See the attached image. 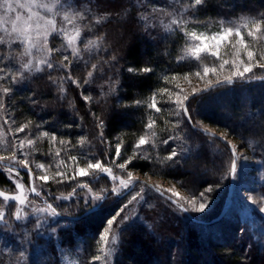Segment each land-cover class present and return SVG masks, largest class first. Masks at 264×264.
<instances>
[{
  "label": "trees",
  "instance_id": "16d2710c",
  "mask_svg": "<svg viewBox=\"0 0 264 264\" xmlns=\"http://www.w3.org/2000/svg\"><path fill=\"white\" fill-rule=\"evenodd\" d=\"M125 1L95 0L93 3L97 11L111 14L106 22L94 26V34L103 35L104 40L99 51L93 50L90 55L85 54L87 67L81 61L73 68V76L79 78L82 83L91 64H98L94 82L84 89L85 95L91 94L93 98L91 103H85L81 98V89L70 82L65 84L66 94L61 98L59 78L62 73L51 71V76L57 81L53 84L49 80V70H46L14 85L15 91L9 101V111L14 116L16 125L31 120L33 121L31 127L46 121L41 131L54 132L77 145L70 150L71 154L81 151L79 138L85 136L88 143L85 144L83 151L88 152L90 157L100 158L102 161L106 153L109 157H115V145L122 142V156L117 163L126 160L128 154L132 156L134 145L138 137L145 132V124L148 123L150 115L157 120L155 130L159 137L166 139L172 134L166 130L170 129L172 124H166L165 121L175 123L180 118L170 115L168 111L154 113V110L147 108V103L150 102L153 92L160 87L175 90L179 78L184 73L192 71L197 62L188 59L178 64L177 58L183 54L182 49L186 43L183 34L178 31L171 34L158 31V35L151 37L154 32H147L144 23L138 19V12L141 9L139 10L133 2ZM127 2L130 5H126ZM260 13H264V0H207L206 5L196 13L195 19L201 24L217 25L222 20L229 21ZM60 43L57 38L53 45L58 46ZM113 56L116 57L115 60H112ZM59 60V55H56L55 61ZM105 60L108 63H104ZM129 67L136 69L151 67L154 71L133 74L128 72ZM165 72L169 73L170 79L172 73L180 75L170 84H166L162 79ZM254 72L258 75L264 74V70L260 68H256ZM113 87L116 89L114 92L111 90ZM163 99H166V96ZM33 100L36 103H33ZM137 100L143 103L138 106L135 103ZM157 100H162L158 92ZM158 106L164 109L173 107L163 103ZM191 113L193 121L200 122L197 127L213 125L226 130L237 139H245L247 147L264 166V80L236 81L232 85L210 89L192 101ZM96 117L105 122L104 138L108 143H102L99 138L100 129L96 126L98 123ZM69 124L74 126L66 128L65 126ZM181 128V135L186 136L187 140L183 144L180 141L174 142L173 146L181 153L176 158L179 160L178 164L162 166L157 161V153L163 158L171 151L170 147L160 144L157 149H150L149 154L153 158L151 162L133 160L131 165L142 172L173 180L192 195L204 193L207 188L213 189L226 184V198L230 177L225 180L224 174H228L231 166V153L227 145L216 138L214 142H210L207 135L192 129L190 125L184 124ZM10 139L11 136H8L6 143L0 145V154L10 155L11 146L7 142ZM209 143L217 148L218 155H215L214 159H222V163L213 169L214 177L212 175L200 177L198 166L192 167V172L188 167L196 161L201 163L199 166L212 164L209 162L211 158ZM36 144L39 151L36 152L35 161L45 163L49 172L54 173L59 158L47 154L49 149L47 138ZM57 147L61 146L57 144ZM62 158L68 163L63 153ZM85 162L81 160V166ZM61 170L69 171L63 166ZM21 173L27 175L24 171ZM215 174L219 176L215 177ZM77 179L85 182L89 180L88 177ZM110 181L102 174L98 180L90 183L94 189L107 190L104 193L102 207L76 219L70 217L81 215L87 209L63 214L57 210L60 214L56 216L54 226L57 228L55 234L60 248L73 247L80 239H83L82 244L85 241L89 246V243L92 245L94 240L98 239L99 233L106 227L107 219L123 205L130 193L123 196H120L122 192L119 195L113 194ZM136 182L149 187L139 180ZM75 183L76 181H69L57 184L51 181L48 186L52 192L66 194ZM10 185L11 182L3 168H0V187ZM259 187L264 195V178ZM33 197L40 204H44L39 197L34 195ZM151 197L147 201L148 205L141 203L137 207L135 213L138 216L133 215L134 210L128 205L122 215H127L129 219L113 228L112 231L116 232L118 239L117 244L113 245L115 253L111 264H264V236L253 231L248 222L238 220L227 223L217 220L204 223L198 219L195 221L156 191L151 190ZM222 198L217 206L222 203ZM47 202L51 203L48 199ZM59 224L64 225L58 227ZM227 226L231 228L222 233L220 228ZM49 246L55 256L58 250H55L53 243ZM98 247L96 242L95 249ZM12 249L8 248L1 255L2 264L17 263L16 250ZM91 256L89 253L84 256V264H89Z\"/></svg>",
  "mask_w": 264,
  "mask_h": 264
},
{
  "label": "snow or ice",
  "instance_id": "6c2138e0",
  "mask_svg": "<svg viewBox=\"0 0 264 264\" xmlns=\"http://www.w3.org/2000/svg\"><path fill=\"white\" fill-rule=\"evenodd\" d=\"M179 7L173 11H168L166 8L153 4V13H160L168 17L167 22L160 20L164 31L168 34L173 32H180L185 37L186 43L182 49V55L177 58V63H181L188 59H194L201 63L204 76L209 73H215L216 67L209 66L203 63L204 55L215 57L217 60L221 56V47L230 46L233 59H224L220 64V69H225L226 66L231 65V74L224 77L222 80L217 79L215 85L211 82L203 89H193L191 95H182V89L178 92L169 87H160L156 92H153L150 97V102L147 103V108L154 110V113H161L168 111L170 115L178 117L175 123L165 121L166 124L171 123L170 129H166L172 133L163 139L158 136L157 120L152 115L148 118V123L145 124V132L138 137L137 143L134 145L133 154L123 163H117V160L122 156V142L115 145V157H109L105 154L104 160L100 158L90 157L88 152L83 151L86 143H88L85 136L79 138V148L81 151L76 154H71L70 150L77 147L73 145L70 139L59 137L54 132L47 130L39 131L38 135L30 138V125L33 121L29 120L27 123L16 126V120L9 111V101L15 91L14 85L20 84L29 76H35L38 73H44L49 70V80L53 84L57 81L51 76V71L61 72L59 78V91L61 98L66 94L65 84L70 82L77 88L81 89V98L85 103L90 104L92 101L91 94H84L86 86H90L95 80V73L99 66L97 63L91 64L90 70L81 83L80 79L73 76V68L83 61L87 67V60L85 53L89 55L95 51H99L103 43V35H95L96 25H101L106 22L111 15L110 13H101L99 15H91V8H74L68 0H0V145L6 143V138L11 136V140L7 141L10 144V155L0 154V168H3L8 174V178L15 184V191L6 193L0 190V197L3 198V204H0V222L8 223L6 209L9 202H15V211L12 213V218L21 221L29 215V209L32 214H47L49 217L58 216L57 208L53 203L47 202L44 195L46 189L41 185L38 186L36 181L43 182L47 185L51 180L57 184H63L69 181H76L71 191L67 194L61 193L60 196L55 197L56 200H69L78 196L79 190L84 189L87 192L85 196V205L92 203V210L102 207V202L105 199L104 193L106 189L100 192H94L90 187V183L98 180L101 175H106L113 181L112 193L119 195L123 190H128L136 185L131 171H127V166L133 160H146L151 162L152 156L149 154L150 149H157L160 144L170 147L171 151L168 155L161 158L157 153V161L162 165H175L179 163L176 159L181 153L177 151V147L173 146L174 142L180 141L181 144L187 140L186 136L181 135V126L184 124L191 125L192 129L204 132L210 139V142L215 141V134L206 129L197 127L199 121H193L191 113V103L203 93H207L210 89L223 86L232 85L237 80L247 81L251 79L264 80V74L258 75L254 72L255 68L264 70V47H259V42L264 41V13L256 16L240 17L238 21L225 22L220 21L221 28L219 31L207 33L197 32L195 29L188 30L189 18L195 19L196 13L201 7H204L207 0H175ZM153 13L148 15H140L138 19L145 24L146 27H155L150 24ZM87 21V23H85ZM92 33V35H86ZM245 33L250 40L245 39ZM59 38L61 41L58 47L53 45L55 39ZM258 49V50H254ZM60 56L59 62L55 61L56 55ZM246 58V59H245ZM116 57L113 56L112 60ZM104 63H108L107 60ZM242 69V70H241ZM129 73L133 74H147L154 71L151 67H143L136 69L129 67ZM192 73H184L185 79ZM197 77L201 76L200 70L194 73ZM180 75L179 73H172L171 79L169 73L165 72L162 79L166 84H170ZM202 78V77H201ZM116 90L114 87L111 89ZM157 92L162 97L161 101L157 100ZM166 96V99H163ZM36 103L35 100L32 101ZM136 105H141L143 101L137 100ZM169 104L173 107L164 109L158 104ZM93 115H95L93 113ZM98 123L97 128L100 129L99 138L102 143H108L104 138L105 122L96 117ZM47 122H40L36 124L37 129L43 128ZM74 125H66V128H72ZM80 127V125H75ZM19 133H25L24 138H19ZM227 133H225V136ZM47 138L49 149L48 155L54 158H59L56 165V171L49 174L45 163L35 162L33 157L39 149L36 148L37 140ZM221 140H225L222 136ZM227 148L231 152V174L237 173V145L230 140L225 141ZM59 144L61 147H57ZM188 150V149H185ZM62 153L67 157L68 163L62 158ZM81 160L86 161L81 166ZM7 161V163H4ZM34 165V167H33ZM27 170L29 178V186L22 182L21 167ZM61 166L69 171L61 170ZM114 167L123 171H127V179L120 174L114 172ZM36 170L44 172L42 175H36ZM20 177V179H15ZM88 177L87 182L78 180L77 178ZM118 181V184L116 183ZM145 186H141L140 191L132 195L131 199L118 210L114 215L106 221V227L99 233L97 243L99 245L97 251L99 254L93 255L90 258L89 264H111L112 256L115 249L112 247L117 244V235L113 233V228L126 222L129 217L122 215L128 208V205L134 201L143 200V193ZM148 190L156 191L166 201L176 205L182 212H188L189 207H185L172 196H178V193L172 192L171 196H166L165 191L157 186H149ZM211 188L206 189L211 191ZM29 193L35 197H39L45 206H39L35 200L30 199ZM198 198L193 196L192 200H185L189 204L191 211L204 212L207 205L200 202L196 206ZM200 200L206 199L205 193H201ZM261 212H264V207H261ZM111 234V235H110ZM21 252L20 256L23 257Z\"/></svg>",
  "mask_w": 264,
  "mask_h": 264
},
{
  "label": "rangeland",
  "instance_id": "374dc122",
  "mask_svg": "<svg viewBox=\"0 0 264 264\" xmlns=\"http://www.w3.org/2000/svg\"><path fill=\"white\" fill-rule=\"evenodd\" d=\"M94 1L95 0H68V3H70L74 8H81V9L91 8L92 9L91 15L93 16L99 15L101 13H106V12L97 11L95 6L93 5ZM128 1H130L131 3L133 2V4L137 8H139V10L141 9L140 12H138V16L142 14L148 15L150 13H153V9H152L153 4L162 6L166 8L168 11H173L176 7H179V5L176 4L175 0H128ZM127 4L130 5V3L128 2L126 3V5ZM124 9H126L125 6ZM119 16H123V15H119ZM161 19L167 22L168 17H165L160 13H153V17L152 20L150 21V24L155 25V27H146L145 24H143L147 32L149 31L154 32L153 34L150 35L151 37L158 35L157 33L158 31L165 32L162 25L160 24ZM238 20L239 18L237 19L234 18V19H230L229 21L235 22ZM229 21H225V22H229ZM85 23H87V21ZM187 27L188 30L195 29L197 32H207L210 34L212 32L219 31L221 28V24L219 23L217 25L215 24L206 25V24H201L196 19L189 18V23ZM245 39L250 40V38L246 36V33H245ZM258 46L264 47V41H260ZM254 50H258V49H254ZM232 51L233 49L230 46H222L221 56L219 60H217L215 57L204 55L205 58H203V63L208 64L209 66H215L217 69L215 73H209L207 76H204L203 74L201 63L195 60L197 62L196 67H194L192 71H189V73L192 74L189 75L187 79H185L184 76H181L177 82V87H175V91L179 92L182 89L183 90L181 93L182 95H189L190 93L193 92V89H201L203 87H206L209 84V82L213 83L216 82L217 79L222 80L224 77L229 76L231 74V65L226 66L225 69H220L219 64L224 59H228V60L233 59ZM85 54L88 55V53ZM197 70H200L201 72L200 77H197L194 74ZM204 128L210 129L224 136L226 140H230L233 144L238 146L237 147L238 168H237V173L233 174V186H232L233 190L230 197V203L225 214L219 220L225 221L227 223L233 221L236 222L238 220L248 222V225L252 228L253 231H255L260 236L262 235L264 236V212L260 211L261 207H264V195L260 192V187H259V183L263 181L264 178L263 164L260 162L258 158L254 156L252 150H250L249 147H247L246 142L244 141L245 139L244 140L237 139L231 136L226 130H223L213 125H204ZM39 131H41V129H37L36 125L31 126L30 138L38 135ZM225 133H227L226 136ZM18 135L19 138H24L25 133H19ZM40 141L41 140H37L36 143H39ZM209 144H208V148L211 153V158L209 159V162L212 163L213 165L210 164L208 166H202V165L199 166L198 164L201 163L199 161H196L195 164L192 163V166L190 165L188 167V170H191L192 172V167L198 166L200 169V177L206 175L213 176V169L216 168L219 164L221 165L222 163V159H214V156L218 155L216 154L217 148H215L212 144L210 145ZM35 155L33 157H30V159H34L35 161L34 158ZM129 157L130 154L126 156V159H128ZM131 164L127 166V171L132 172L134 180L142 179L152 183L154 186L158 185L161 190H164L165 193L170 196L172 195L173 191L175 193H178V196H172V197L178 200L179 203L184 204L185 207H189V212L194 216V218L198 220L208 221L216 217L223 207L224 204L223 201L226 194L225 191L226 184L218 185L213 189L211 188L212 189L211 191L204 192L206 195V199L200 200L199 199L200 193L196 195H192L191 193L187 192L185 189L181 188L179 184H177V182L173 180H166L163 177L142 172L140 170H137L136 168H133ZM230 168L228 174L226 175L224 174L225 180H227V177L228 178L230 177ZM113 170L115 173L120 174L123 178L127 179V171L121 172L120 169L115 167ZM34 171L36 175L44 174L43 171L36 170L35 168ZM4 172L8 177V174L6 173L5 170ZM49 174L51 173L49 172ZM21 176H22V182L26 185V187H28L29 186L28 175L21 173ZM218 176L219 175L215 174V177ZM194 177L196 178V176ZM14 178L20 179V177H15V176ZM10 182H11L10 186L0 187V190L5 191L6 193L14 192L15 184L12 182V180H10ZM50 182L51 180L49 181V183ZM110 182L113 187V181ZM116 183L118 184V181ZM36 184L38 186L42 185L47 190L46 193H44L46 199H48L51 203H53V205L57 208V210L62 214L68 212L77 213L80 209L88 210L92 207V203H89L90 207L89 205H85L84 198L87 195V192L84 189L79 192L80 194L78 196L73 197L69 200H63V199L56 200L55 197L60 196L61 193L52 192L48 184L43 185V182L41 181H36ZM141 186H145L146 190L143 193V200H140L138 202L134 201L132 204H130L132 209L134 210L133 215L137 214L135 213V211L137 210V207L141 203L148 205L149 202L147 201L152 198L151 190H148L146 185L137 183L134 186V188H132L129 191L130 193L128 194L126 200L123 202V205L126 204L128 200L131 199L132 195L140 191ZM92 189L94 192L101 191L94 188ZM193 196L198 198L195 201L197 207L199 206L200 202L206 203L207 207L204 212H193L191 211L189 204L185 203V200H192ZM29 197L30 199L35 200L39 206H45L44 204H40L39 201L35 199L31 193H29ZM221 197H223L221 203L222 205L219 204L217 206V203L219 202ZM0 204H3L2 197H0ZM15 206H16L15 202L12 201L9 202V205L6 209V213H7L6 218L8 220V223L5 224L3 222H0V257L1 255H3L4 252L7 251L8 248H13L12 251L16 250L15 252L17 253V263L15 264H84L85 261L84 256H87L88 253L91 254L92 256L99 254L98 251L95 249V245L98 240L97 238L94 240V243L92 245L89 243V246H87L85 241L82 244L81 240L83 239H80L73 247L60 248L59 245H57V238L55 234L57 228H55L54 226V223L56 222L54 220L56 216L49 217L47 216V214H32L29 209L28 210L29 215L25 219L21 221H17L12 218V213L15 211ZM177 213L182 217H185L184 216L185 214L183 215L180 212ZM258 216H260V218ZM62 225L64 224H59L58 227ZM229 228L231 227L227 226V228L226 227L222 229L220 228V230L223 233V231H227ZM113 233L116 234V232ZM50 243H53L56 247L55 250H58L55 256L52 254L51 247L49 246ZM113 248L115 249V246ZM21 252L24 253L23 257L20 256ZM0 264H2V261H0Z\"/></svg>",
  "mask_w": 264,
  "mask_h": 264
},
{
  "label": "water",
  "instance_id": "95a60500",
  "mask_svg": "<svg viewBox=\"0 0 264 264\" xmlns=\"http://www.w3.org/2000/svg\"><path fill=\"white\" fill-rule=\"evenodd\" d=\"M251 80H255V79H251ZM251 80H247V81H245V82H248V81H251ZM215 83H216V82H213L212 84L215 85ZM233 84H234V83H233ZM206 87H207V86H206ZM217 87H219V86H217ZM203 88H205V87H203ZM203 88H201V89H203ZM214 88H216V87H214ZM212 89H213V88H212ZM191 94H192V93H190L189 95H191ZM190 126H191V125H190ZM198 128H199V127H198ZM204 129H206V130L209 131V132H213V133L215 134V138H216L217 140H219L220 142L226 144V143H225V141H227L226 139H225V140H221V139H220V138L222 137V135H220V134H218V133H216V132H214V131H212V130H210V129H207V128H204ZM200 132H201V131H200ZM201 133L204 134V135H206L204 132H201ZM228 150H229V149H228ZM229 151H230V150H229ZM230 153H231V152H230ZM4 163H6V162H4ZM17 167H21V171H24V172L27 173V170L22 169V166H17ZM135 181H137V180H135ZM139 181L146 183L148 186H152V187H154V185H153L152 183H150V182H147V181L142 180V179H140ZM232 186H233V174H231V172H230V179H229L228 192H227L226 198H225V200H224V204H223V207H222L221 211L219 212V214H218L216 217H214V218H212V219H210V220H208V221H202V222H204V223H211V222L217 221V220H219V219L225 214V212H226V210H227V208H228V206H229V203H230V197H231L232 190H233ZM131 189H132V188H131ZM131 189L124 190V191L120 194V196H123V195L127 194ZM165 195H166V196H170V195H168V194H166V193H165ZM172 199H174V198L172 197ZM92 211H94V210H92V207H91L90 209H88V210H86L85 212H83L81 215L73 216V217H70V218H75V219H76V218H80L81 216H83V215H85V214H88L89 212H92ZM183 213L186 214L190 219L197 221V219L194 218V216H193L189 211H188V212H183ZM199 221H201V220H199Z\"/></svg>",
  "mask_w": 264,
  "mask_h": 264
}]
</instances>
